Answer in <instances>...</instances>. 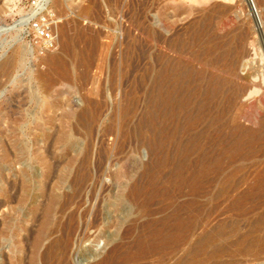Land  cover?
Returning <instances> with one entry per match:
<instances>
[{"label": "rangeland", "instance_id": "1", "mask_svg": "<svg viewBox=\"0 0 264 264\" xmlns=\"http://www.w3.org/2000/svg\"><path fill=\"white\" fill-rule=\"evenodd\" d=\"M34 1L0 0V64L14 61L0 87V263L31 264L51 208V223H61L51 238L73 228L65 264H264V0H46L50 12L30 18ZM37 21L51 39L39 36ZM201 21L200 35L229 41L215 48L220 54L212 48L205 56L206 36L193 34ZM46 53L67 63L49 89L37 79ZM163 68L228 88L219 140L208 142L217 169L201 191L157 165L174 150L173 143L161 150L152 118L150 91ZM245 90L252 96L243 99ZM242 133V148L232 152ZM177 218L189 221L183 240L159 250L155 233ZM205 233L217 239L199 249Z\"/></svg>", "mask_w": 264, "mask_h": 264}, {"label": "bare ground", "instance_id": "2", "mask_svg": "<svg viewBox=\"0 0 264 264\" xmlns=\"http://www.w3.org/2000/svg\"><path fill=\"white\" fill-rule=\"evenodd\" d=\"M248 1L250 2L251 0H248ZM253 1H255V0H253ZM45 2H46V0H40L38 2L37 1L34 2V8L31 12L30 18H34V17L38 18L37 13L39 11H40L41 15L43 13L47 14L50 12L51 5H48L49 3L46 6H44V8H42V6L44 5ZM41 8H42V10H41ZM213 21H214L213 18H207L205 20V23L207 26L203 23L204 21L203 22L201 21L203 24L200 23V25L201 26L205 25L206 27H208L205 29L207 31H209V27H211L210 29H212V25L214 23ZM251 23H253V22H251ZM196 24H195V26H196ZM200 25L197 24V27L193 28L194 32L192 30H190L193 32V34L197 35V38H196L197 40L201 39V38L200 39L198 38V35H200V33L202 34L201 29H203V26L201 27ZM252 25L249 24V26L247 28L249 31H251V29H255L254 25L253 26ZM195 26H193V27H195ZM69 30H70L69 24L64 26L63 36H65L66 38L68 36ZM207 31H205V32H207ZM211 31H213V30H211ZM253 31H255V30H253ZM251 33H252V31H251ZM193 34H191L190 37H192ZM205 34L203 33V35H200V37L206 36ZM213 34H214V32H212V35ZM214 35H216V34H214ZM214 35H213V39H214ZM193 36H195V35H193ZM246 36L248 37L247 34H246ZM207 37L210 38L212 36L207 35L206 39H205L206 41L204 40L202 42V44H204V42L207 43L206 45H204L205 48L203 46V49H205L204 54L206 57H207V54H209L208 52L212 48L214 50V52L213 51L212 52L215 53V52H217V51H215L216 47L218 49L220 45L223 46V45L229 44V41L224 40V37L220 42H219V40L215 41L211 38L209 40V39H207ZM215 38H218L217 35L215 36ZM230 39H232V38H230ZM16 40L21 41L19 38ZM207 40H208V42H207ZM219 43H220V45H219ZM72 44L69 43L68 41L64 42L65 52L71 51V49H73ZM178 45H180V44H178ZM8 48H10V46H8ZM5 49H7V48H5ZM173 49H176V48L173 47ZM219 49L222 50V47ZM227 51H230V50H227ZM218 53L220 54L219 51L217 52V54ZM217 54H215V55H217ZM222 56H224V54ZM213 57H215V56H213ZM217 58H215V60H217ZM224 60H226V58L223 59V62H224ZM208 61H206V62H208ZM13 62L14 61L10 58V59L4 60L0 64V87L3 85V81H2L3 79H4V82H5V80L6 81L10 80V73H11L10 71H11V67H12ZM64 62L65 61L63 60V56H60L58 54H52V53L47 54L43 58V63L45 64L46 68L44 71H38L37 72V79L42 84L44 89H49V88H52L55 86L56 80L54 78V71L56 72L57 70H60V71L64 72L66 70V64H67V63L65 64ZM204 62H205V60H204ZM215 63H216V61H215ZM52 71H53V73H52ZM234 71H235V69H234ZM236 71L234 73L238 74V72H236ZM191 72L189 73V71H184V70L174 71V70H170L169 68L168 69L167 68L161 69L160 72L157 73L158 75H156L157 77H156V80L154 83V87L150 91V95L153 99L152 103H153V107H154V109H153L154 114L152 113L153 124L156 125V127L158 129L156 131V133L158 134L157 136H159V139H160V146L159 147L161 148V150H163L165 145H169L171 143L174 144V150L172 151V153L169 154V156H168V153L163 154V159L167 160L168 158H170L171 159L170 162L167 164V161H166V164H165V161L163 162V160L161 158L160 162H157V165L163 169H170L171 176L174 179H176L175 181L179 185H190L192 188H195L196 191H201L202 188H204V185L206 184L203 181V179L205 177H207V174L209 172L217 169L216 168L217 162H216V160H213L214 157L209 158L210 147H208V142H209L210 138L212 140L215 136H216L215 139L219 140V117L223 113V111L226 110V107L223 106L222 108H220V111H219V100H220V97L222 98V95L224 96V93H225L226 89H228V88H227V86H225V87L222 86L223 88H226L223 90V88L219 86L218 81L204 83L202 80H200L202 78H198L197 74L195 76V73L191 74ZM66 73H69V72H66ZM230 73H232V71ZM234 73H232V74H234ZM261 74H262V71H261ZM240 78H242V77H240ZM203 79L206 80V78H203ZM248 80L249 79H247L246 81L249 82ZM256 85H258V84H256ZM258 86H256V87L254 86V88H257ZM236 89H237V87H236ZM238 90H240V88H238ZM242 90L244 91V89H242ZM232 91H233V89H232ZM230 92H231V89H230ZM239 92H241V91H239ZM245 93H246V90H245ZM262 93H264V92L261 91V94ZM246 94L242 95V96H244L243 99L245 98V96L249 97V95H251V93H248L247 94L248 96ZM231 95H233V94H231ZM238 95H240V94L238 93ZM236 97H238V96H236ZM226 100H227V98H226ZM229 101H230V98H229ZM232 101H234V98L232 99ZM220 103H221V101H220ZM225 103H228V101ZM261 103L263 104V102H261ZM89 107H90V109H89ZM93 107H94V104L91 105V103L89 102L88 103V109H89L88 112L90 114V118L94 120L97 118V114L95 113V111L92 110ZM183 117L185 118L184 120L182 119ZM222 127L223 126H221V129H222ZM239 128H237V129H239ZM237 129H235V130L237 131ZM191 130H195L197 132L194 134H191L190 133ZM185 132H186L187 138L184 140L185 137H182V135L183 134L185 135ZM67 136L69 137V134L66 135V137H65L66 139H68ZM245 136H246V134H244V133L239 135V137L236 141L235 147H233V149H232V152H236L242 148L241 144L245 141ZM216 144L219 145V141H217ZM190 154H197V158H195L192 161L190 159V156H189ZM215 173L217 174L218 172L216 171V172H214V174ZM154 177L157 179L156 175H154ZM78 180H80V179H78ZM77 188H78V186H77ZM79 190H80V188H79ZM160 190L162 191V189H160ZM199 194H202V192H199ZM200 198H201V196L198 195L196 203H195L196 204V210L200 209L199 206L202 203L201 202L202 200H200ZM144 200H145V202H147V200L145 198H144ZM3 204L4 203H0V206L2 207ZM70 205H71V201H69V200L65 201L57 212L60 213V215H63L64 212L67 210V208ZM8 206H9V204H8ZM143 206H145V203L143 204ZM52 212H53V210L51 208H49V210L47 212L48 216L44 220V224H43L44 228L42 229V231H40L39 235L34 240V243H33L34 251H33V255L31 257V264H65L64 260L67 259V255L69 252V245H70V239H71L70 237L73 234V231H72L73 228H72V225L70 224L71 221L70 222L68 221L70 224L69 225L70 228H68L69 227L68 226L66 231L64 232V234H62V235L59 234L58 236L51 238L61 228L60 227L61 223L55 224V225H53V223H51ZM74 215H75V213L72 214L71 218L69 217V220L74 219ZM188 225H189V221L182 220V218H177L175 220V224H174L173 228L168 229V230L160 229L155 233L154 240H153V241H155L154 245L157 246V248L159 250H162L163 247L166 248L167 246H169L172 243L183 240V238H184L183 233H184L185 229H187ZM9 228L12 230L13 224L11 226H9ZM65 234H66L67 238H65L63 240V238L66 237ZM3 237H4V232L1 231L0 232V239ZM216 239H217V236L211 235L210 233H205L203 235V237H201L200 239L197 240L198 245H199V249L203 248V246L204 245L206 246V244H208V243H213ZM46 240H49V242L47 244H45ZM147 246L148 245H145L144 248ZM198 257H200V256H198ZM197 261H194L191 264H195V262H197ZM175 264H179V263H175ZM183 264H190V262L189 263L184 262Z\"/></svg>", "mask_w": 264, "mask_h": 264}, {"label": "built area", "instance_id": "3", "mask_svg": "<svg viewBox=\"0 0 264 264\" xmlns=\"http://www.w3.org/2000/svg\"><path fill=\"white\" fill-rule=\"evenodd\" d=\"M36 1L38 2L40 0H35L34 2H36ZM34 18H36V17H34ZM34 23L35 24H33V25H34L35 28L39 29V36L42 39L49 40V39H51L53 37L52 32L50 31V29L47 26L41 25V23L39 21L34 22Z\"/></svg>", "mask_w": 264, "mask_h": 264}]
</instances>
